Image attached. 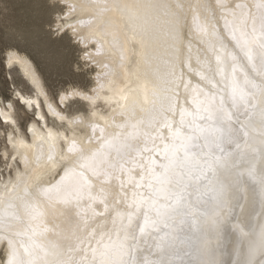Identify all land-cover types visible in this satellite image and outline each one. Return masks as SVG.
Wrapping results in <instances>:
<instances>
[{
  "label": "bare ground",
  "instance_id": "obj_1",
  "mask_svg": "<svg viewBox=\"0 0 264 264\" xmlns=\"http://www.w3.org/2000/svg\"><path fill=\"white\" fill-rule=\"evenodd\" d=\"M64 1L97 85L77 89L90 112L70 122L29 57L9 50L36 93L17 99L40 119L27 137L12 104L0 112L20 161L0 173L4 256L264 264V0Z\"/></svg>",
  "mask_w": 264,
  "mask_h": 264
},
{
  "label": "rangeland",
  "instance_id": "obj_2",
  "mask_svg": "<svg viewBox=\"0 0 264 264\" xmlns=\"http://www.w3.org/2000/svg\"><path fill=\"white\" fill-rule=\"evenodd\" d=\"M63 3L67 4L64 0ZM67 11L68 7L59 3V0L55 9L49 6L48 0H0V112L3 106L12 104L19 129L23 133L25 131L26 136L29 133L28 124L34 116L40 117L17 99V91L28 95L36 93L19 63H7L13 49L24 53L33 62L48 97L61 111L72 117L88 115L90 112L88 102L82 98L70 97L64 102L60 101L61 95H68L73 88L92 91L93 86L97 85L95 77L98 76L96 64L83 58V54L88 53L86 50L89 45L82 44L65 23L74 19L73 15L66 16L68 19H58ZM63 25L64 28L57 29ZM45 111L50 124L58 127L64 125L48 112L47 107ZM8 130L10 126L0 120V173L5 176L13 173L12 164L20 163L18 159V162L9 159L13 146L7 143ZM3 258L4 253L0 250V260Z\"/></svg>",
  "mask_w": 264,
  "mask_h": 264
},
{
  "label": "snow or ice",
  "instance_id": "obj_3",
  "mask_svg": "<svg viewBox=\"0 0 264 264\" xmlns=\"http://www.w3.org/2000/svg\"><path fill=\"white\" fill-rule=\"evenodd\" d=\"M57 2L58 0H48V3H49V6L53 9H55L57 7ZM59 3L61 4H64L68 7L67 4L63 3V0H59ZM152 6H155V7H163V8H169V9H172V8H175V9H179L180 5H172V4H156V5H152ZM68 14L67 13H64L63 14V17H58V19H62L64 20L66 18ZM169 15H173L175 16V18L178 20L179 18V13L178 11L176 13H173V12H169ZM58 30H61L59 28H57ZM217 61L220 60V57L217 56L216 57ZM249 60H251V57L249 56L248 57ZM261 71H264V65L261 66ZM69 97L73 98V97H80L86 101L88 100H91L92 98L87 96L86 94L80 92V91H77L75 88H73L70 92H68V95L66 97H62V99H68ZM241 99H243V97H241ZM9 106V105H8ZM223 116H224V113L223 112H220V113H217L216 114V121L217 122H222V119H223ZM62 120L65 119V117L61 116L60 117ZM79 119L78 117H74L72 118V120L70 122H75V120ZM206 119H210L209 118H206ZM0 120H2L4 123L8 124V123H15V122H12V121H9V120H4L2 116H0ZM7 143H9V133L7 134ZM218 165H219V161H218ZM227 166V161H224L223 162V167H226ZM262 183H264V181H262ZM5 243H8L7 240H4V239H0V244H5ZM0 264H13L12 260L9 258V254L6 253L4 258L2 260H0Z\"/></svg>",
  "mask_w": 264,
  "mask_h": 264
}]
</instances>
